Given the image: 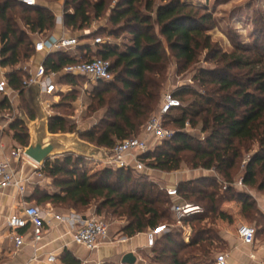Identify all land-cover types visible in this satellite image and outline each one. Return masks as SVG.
<instances>
[{
	"label": "trees",
	"instance_id": "16d2710c",
	"mask_svg": "<svg viewBox=\"0 0 264 264\" xmlns=\"http://www.w3.org/2000/svg\"><path fill=\"white\" fill-rule=\"evenodd\" d=\"M47 1L52 0H37L36 6H28L17 0H0V65L10 69L8 85L20 91V100L26 91L23 82L30 76L22 63L36 54V42L49 37L57 25L56 15L44 5ZM112 1L64 0V26L74 31L89 29L93 21L110 10V27L102 29L106 38L97 44L95 56L110 61L114 78L97 81L103 87L96 88L90 107L103 109L104 113L89 129L79 130L66 115L54 113L50 131L79 132L82 139L110 154L120 141L141 137L149 118L159 111L172 58L178 68L181 66L180 73L193 67L196 86L184 85L172 92L183 101L164 119L166 127L168 121L176 125L174 136L141 156L154 171H137L133 166H103L91 171L87 158L66 154L44 163L41 170L51 183L47 187L36 185L33 198L39 205L50 204L65 212L85 215L95 208L97 215L116 216L123 220L121 231L129 238L169 227L151 247L155 264H195L197 260L196 264H213L211 249L198 248L204 237L195 231L197 225L210 215L229 219L221 207L232 199L242 202L245 219L264 217L251 197L231 185L240 169L243 151L257 145L245 163L242 183L264 191V15H256L253 20L256 31L263 35L251 45L233 40L234 49L227 52L208 33L211 16L198 17L182 0H117L110 8ZM121 33L129 36L124 49L112 40ZM84 36L89 39L88 46L94 44V32ZM75 50L54 51L44 61L48 72L58 73V83L71 89L78 86V80L88 78L62 73L64 67L93 57L81 58ZM203 61L206 64H200ZM74 100L75 96L64 94L53 107L60 108ZM11 108L7 97L0 93V112L5 115ZM175 111L180 113L174 115ZM187 123L206 134L204 139L187 133ZM8 132L19 145L29 144V131L19 118L9 125ZM188 161L193 168L214 169L222 176V181L203 177L178 183L179 197L203 209L182 220L195 231L189 242L182 228L172 227L176 222L172 208L177 201L155 176L179 171ZM134 172L140 173L135 177ZM62 260L64 264H78L67 251Z\"/></svg>",
	"mask_w": 264,
	"mask_h": 264
},
{
	"label": "crops",
	"instance_id": "0c3cea01",
	"mask_svg": "<svg viewBox=\"0 0 264 264\" xmlns=\"http://www.w3.org/2000/svg\"><path fill=\"white\" fill-rule=\"evenodd\" d=\"M44 5L51 8L57 18V25L49 37L58 38L63 35H68L63 21L64 0L47 1L44 2ZM90 32L92 33L94 31L90 30ZM46 38L48 37H41L39 40ZM81 40L77 46L78 48L76 47V50H72H75V53L81 58L95 56L98 51V46L92 44L93 42H91V46H88L89 39L87 38ZM87 46L88 48H86ZM50 53L52 52H36L27 66L29 73H34L39 65L44 64L45 59ZM9 71L10 69L8 67H2L0 65V79L5 78L8 81L7 74ZM57 77L55 78V82L59 84ZM9 90L13 92L17 91L10 86ZM62 90L64 91L65 89ZM19 101L20 97H16L15 106ZM5 116L6 114L4 115L0 112V121H7ZM8 127L9 123L3 126L0 125V159L10 157L11 151L16 147L13 144L8 145L7 141L14 142L6 131ZM12 163L19 171L18 177L26 180V192L22 195L13 186L0 190V264H64L62 258L66 251L78 261V264H150L151 259L153 260L154 253L151 247L148 246L147 232H142L129 238L124 236L121 231L123 224L119 229L113 231L112 234H110L109 229L108 238L94 251H90L84 245L76 243L73 234L84 224V221L81 219L84 220V217H89L92 211L89 210L85 215H80L75 211H63L60 214L57 212L59 210L50 204H48L49 208H42L36 203V200L33 198V191L30 189L40 184L41 181L39 182L38 178L42 175L43 171L36 169L29 163L21 164L14 160ZM189 179V172L175 171L171 173L164 172L156 180L162 183L164 182L163 184L168 189L177 187L180 181ZM174 199L176 201H182L181 198ZM257 202L259 207L264 211V198L257 199ZM33 203L41 207L45 213L60 214L65 219L63 221H56L47 216L46 220H51V228L45 231L44 237L37 244H34L32 241V224H28L27 227L17 230L18 234L24 236V244L18 248L11 237L13 230L8 225V219L13 215L21 214L27 204ZM239 203L241 202L228 200L222 204L221 209L228 215L229 219H221L215 215H210L206 218L212 221V223H218L216 225L219 229L218 231H209L206 227H201L197 231V233H200V236L204 237L198 248L206 246L211 249L213 264H215L217 255L222 253L216 252L217 249H224L223 253L227 255L229 264H264V227H257L256 237L252 244H244L238 236V228L243 218L241 214L242 205ZM164 232L166 230L160 232L158 235ZM194 236L195 231L189 235L187 233L185 239L189 242ZM128 254L134 256L135 261L133 263L128 262V259L125 260ZM50 255H55L57 261L49 262L48 257ZM198 262L199 260L196 261V263ZM191 263L193 264V262Z\"/></svg>",
	"mask_w": 264,
	"mask_h": 264
},
{
	"label": "rangeland",
	"instance_id": "374dc122",
	"mask_svg": "<svg viewBox=\"0 0 264 264\" xmlns=\"http://www.w3.org/2000/svg\"><path fill=\"white\" fill-rule=\"evenodd\" d=\"M161 0H156V3H161ZM182 2L185 5H188L190 8H192L193 12L198 16L202 17L203 15H210L211 20L208 22V33L211 35L212 40L214 42H218L219 46L222 50L231 52L233 51L234 47L232 45V41L235 40L237 43L245 44V45H251L254 43L256 37H260V35H263L261 31H256V28L254 26V19L256 15H264V0H182ZM117 3V0H113L110 4V8L114 7ZM110 14V10H108L107 14L103 16L101 19L93 21L91 27L89 29L85 30H93L95 33V39L96 38H102L104 40L106 38V33L103 32L102 29H108L110 27V24L108 23V16ZM85 30H73L71 28L66 29V33L69 36H76L80 39L86 38L87 36H84ZM159 32V31H158ZM94 39V40H95ZM113 41H116L118 44V47L120 49L125 48V44L129 43V36L127 33H121L118 39L112 38ZM100 47V46H99ZM168 54L172 55L171 52L168 50ZM205 55V53H204ZM170 63V67L168 70V79L164 84L163 89V96L167 92H175L177 89L184 85H190V86H196V82L192 80V74L193 73V67L188 68L185 71H182L181 73L178 72L180 67L178 68V65L175 64V60L172 58ZM30 63V60L22 63L24 67H27ZM200 64H206L205 61L200 62ZM199 65V64H198ZM208 65V64H207ZM195 68V67H194ZM59 87L58 91L53 93L52 95H44L41 97V102L43 108L49 112L51 115H54V113H61L68 117L70 121L75 123L77 125V128L79 130H86L87 128L91 127L93 123L97 122L104 113L103 109H97L96 110L92 107H90V103H92L95 99V95L97 93L96 88L99 89L103 87V85H99L97 81H93L91 79H81L78 80V86L71 89L66 86H61L57 84ZM62 89H65L64 91ZM69 94L75 96V100L69 104V103H63V105L60 108H54L53 105L55 103H58L61 101V98L63 95ZM163 98L160 101V105L162 103ZM181 100V99H180ZM51 103V107L47 108L46 103ZM183 103V101L181 100ZM158 108V110H159ZM26 111L28 116L32 119L36 118V113L32 109L31 104L27 100L25 93L22 96L21 100L16 104V106L11 109L9 112L6 113V119L0 121V125H6V123H9V125L15 121L16 118L20 117L21 111ZM156 111L155 113H157ZM180 112L175 111L174 115H178ZM11 116V120L9 119ZM12 121V122H11ZM21 121V120H20ZM22 122V121H21ZM26 129L28 130L26 124L23 122ZM166 124H168V128L172 129L173 131L177 128L176 125L172 121H168ZM7 133L8 130H6ZM29 131V130H28ZM185 131L187 133H192L198 136L201 140L204 139L206 134H203L199 131L197 128H193L190 123H187ZM141 134V133H140ZM8 135L11 136V133ZM144 134L141 136L143 137ZM30 141V139H29ZM8 145L10 146L13 144L14 146H21L18 142H11L7 141ZM160 143L155 140L149 141V147L152 149L159 145ZM24 147V146H22ZM257 149V145H254L252 149L243 151V157L240 160V169L237 171L234 177V181L231 184L235 190L245 192L249 197H251L252 201H255L257 208L259 209L260 213L264 215V211L259 207L257 199L264 198V191H260L257 189V187L252 188L250 186L245 185L242 183V177L244 174V166L245 163L250 159L251 154L254 152V150ZM108 152V151H107ZM109 153V152H108ZM71 154V153H67ZM66 154L54 156L50 159H55L58 157H62ZM76 155V154H74ZM189 157H191V154H187ZM88 167L91 171L99 170L103 167L100 161L96 159H88L87 158ZM179 171H186L189 172L190 179H197V178H203V177H215L218 180L222 181V176L219 175L214 169L208 170L204 168H193L191 162H187V165L184 166ZM150 172V171H145ZM135 177L140 172H134ZM157 178H160V175H155ZM39 182L38 184L40 187H47L51 183V179L47 176H45L44 173L39 176ZM164 183V182H163ZM225 186H229L228 183L223 182ZM35 185V184H34ZM36 186V185H35ZM224 186V187H225ZM30 190H34L33 187H31ZM232 195V194H231ZM229 201H239L237 199H232ZM34 205H37L36 203H33ZM242 205V202L239 203ZM196 205V204H194ZM42 208L47 209L49 208L48 204H42L40 205ZM198 206V205H197ZM201 207V206H200ZM91 216L97 215L95 213V208L91 209ZM58 213H63L62 210L57 211ZM99 216L101 219L106 221L109 225L110 234L113 233V231H116L121 227L123 224V220L119 219L116 216L107 215L106 213H102ZM172 217L176 220L173 223V228L178 227L179 229L182 228L184 236L193 233L194 229L192 228L191 224H184L183 221L178 222L175 215ZM258 219H245L242 218L241 225L242 224H248L251 226L256 227H264V217L259 216ZM218 223L209 221V219L204 220L202 223L197 225V228L195 231H198L201 227H206L209 229V231H218L219 229L216 227ZM175 226V227H174ZM191 226V227H190ZM166 232L169 230V227H163ZM188 231V232H187ZM216 252H224V249H217ZM150 264H155L154 261L151 259Z\"/></svg>",
	"mask_w": 264,
	"mask_h": 264
},
{
	"label": "built area",
	"instance_id": "2783aa9c",
	"mask_svg": "<svg viewBox=\"0 0 264 264\" xmlns=\"http://www.w3.org/2000/svg\"><path fill=\"white\" fill-rule=\"evenodd\" d=\"M28 6H36L37 0H17ZM61 20V19H60ZM91 34L90 30L85 31V35ZM102 38H96L94 45L101 44ZM80 44V40L76 36L63 35L58 38L48 37L38 40L35 44L36 52L57 50H72ZM27 69V67H24ZM62 73L70 75H83L93 81H111L114 74L111 71V63L108 60L93 56L91 60L79 61L68 64L64 67ZM58 73L55 71H47L44 64L37 67L36 71L30 74L23 82L24 89H28L32 85L41 87V96L52 95L59 89L55 82ZM0 93L7 96L12 107L15 106V98L20 97V91L15 92L9 90L8 81L5 78L0 79ZM14 93V95H12ZM181 105L180 100L173 96L171 92H167L163 96L160 109L154 113L147 121L144 127L143 137H134L120 141L110 152L109 157L105 161H100L103 166L112 168H128L133 166L137 171H154L152 167L147 166L146 161L141 157L146 153L149 147V141L155 140L159 143L174 136V131L164 125L165 116L176 107ZM46 107L50 108L51 103L47 102ZM12 119L11 116L9 118ZM11 156L0 159V190L8 187H16L20 194L26 192V180L18 177V169L12 163L24 164L29 163L36 169H41L36 162L27 157L24 153V147L17 146L11 151ZM168 195L172 198H180L177 187L167 189ZM202 207L189 202L177 201L172 208L173 215L181 222L185 217L201 213ZM49 216L56 221H63L64 216L56 213H45L43 209L34 204H27L21 214L13 215L8 219V225L13 230L12 239L15 241L16 247L24 244V236L18 234L17 230L27 227L28 224L33 225L34 244H37L44 237L45 231L51 228V220L47 221ZM84 224L81 225L73 234L76 243L84 245L90 251L96 250L99 245L108 238L109 225L99 216L94 215L87 217ZM163 227L147 232L148 246L153 247L157 236L164 231ZM238 236L244 244H252L256 237V229L254 226L242 224L238 228ZM49 262L57 261L55 255L48 257ZM215 264H229L227 255L220 253L215 259Z\"/></svg>",
	"mask_w": 264,
	"mask_h": 264
},
{
	"label": "water",
	"instance_id": "95a60500",
	"mask_svg": "<svg viewBox=\"0 0 264 264\" xmlns=\"http://www.w3.org/2000/svg\"><path fill=\"white\" fill-rule=\"evenodd\" d=\"M25 96L36 113V118L32 119L23 110L19 117L29 130L30 141L24 147V153L27 157L39 166H43L48 159L54 156L67 153L98 161L107 160L109 157L107 149L82 139L79 132L52 133L50 131L49 121L52 115L42 106L41 87L39 85H32L26 89ZM86 218L84 217V220ZM125 260L133 263L135 258L132 254H128Z\"/></svg>",
	"mask_w": 264,
	"mask_h": 264
}]
</instances>
